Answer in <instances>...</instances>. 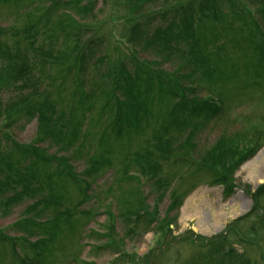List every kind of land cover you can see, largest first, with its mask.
I'll return each instance as SVG.
<instances>
[{"label":"trees","instance_id":"trees-1","mask_svg":"<svg viewBox=\"0 0 264 264\" xmlns=\"http://www.w3.org/2000/svg\"><path fill=\"white\" fill-rule=\"evenodd\" d=\"M47 1L50 2L43 19L50 26L46 31H34L28 25L18 32L15 30L13 35L18 39L9 43L1 41L6 27L0 28V216L5 217L14 207L28 203L21 212L22 218L11 225L18 236H10L6 228H0V253H5V247L13 264H37L32 259H40V264H57L61 263L60 257L62 260L69 258L72 263L81 262L77 249L72 253H60V249H56L58 237L78 221L79 231V226L94 216V206L87 207V203L94 202L96 191L91 198L85 194L84 178L94 179L92 174L113 169L116 161L122 168L117 170L119 181L127 182V189L120 190V197L115 199L118 214L115 217L104 211L105 232L90 229L86 237L94 245L85 243V246L90 247L88 253L92 250L95 254L115 256L118 263L111 264H150L149 261L155 264L156 255L163 253H159L160 249L163 251L164 247L177 244L173 243V237L170 238L173 242L166 239L176 227V214L173 217L170 214L177 210L185 196L173 186L175 179L178 182L184 179V175H178L179 171L190 176L204 174L205 184L221 187L225 200L237 187L234 173L261 147L259 141L252 144L235 133L221 135L209 150L199 153L198 159L191 158L188 150L194 148L192 134L220 116V108L210 99L197 98L191 84L186 89L191 93L187 97L181 83L199 76L200 80L192 84L201 82L204 86L218 77L219 64L214 65V58L208 59V42L202 37H206L210 24L219 23L225 25L220 27L223 33L235 30V34L243 36L244 45L248 43V49L253 52L255 63L251 67L260 70L264 80V33L254 17L256 14L264 23V0H102V4H110L109 19L126 26L119 34V43L105 45L96 29L88 32L91 28L81 25L68 10L89 14L96 0ZM82 1L86 3L80 6ZM24 2L0 0V5L20 10L27 5ZM251 6H254L253 16ZM33 9L37 10V6ZM25 15L30 14L25 12ZM52 16L55 21H51ZM40 33L49 39L48 48L36 41L28 42L32 66L41 67L37 69L40 78L34 79L30 76L32 70L26 51L12 47L23 44L19 38L34 40ZM84 34H88V38L82 42ZM216 38L212 33V44ZM109 47L113 56L117 54L116 61L110 64L106 53L98 56L102 48ZM147 51L159 57V61L148 56ZM139 55L147 58H139ZM161 62H177L176 68L167 72L159 67ZM52 65L61 73L62 83L55 88L58 95L64 93L67 81L71 87L59 112L56 101L52 100L53 90L43 88L41 83L47 79L46 70ZM183 67L188 68L184 73ZM252 72L258 75L256 69ZM163 98L172 102L161 120L163 136L153 139L151 144H148L151 139H138L140 143L145 142L143 149L123 152L119 154L120 159L115 152L112 156L114 141L144 134L156 117L152 108ZM96 99L101 100L102 113L108 123L103 125L102 122L103 128L98 135L100 152L88 156V168L77 174L70 162L79 156L86 144L87 127ZM33 120L35 136L30 143L21 144L11 137L9 132L13 127ZM184 129H189L190 138L185 137L174 146L175 139L167 137L170 132ZM49 149L54 152L50 153ZM173 149H181L182 153L176 154ZM161 163L167 165L164 167ZM131 165L135 172H129ZM169 166L174 167V173L167 177L165 172ZM139 177L142 184L146 183L145 189ZM68 184L79 195L71 208L62 206L64 197L60 192ZM113 191L109 187L105 193L113 195ZM246 194L252 200L247 214L211 238L188 231L181 243L189 246L191 254L185 257L174 253L166 264H264V246H261L264 244V184ZM153 195L154 202L150 204L149 197ZM167 196H170V203L161 216L157 204ZM117 221L122 225L119 230ZM246 223L249 227L240 228ZM149 232L159 238V243L147 255L139 258L122 250L126 238L131 240ZM33 238L37 240L31 242ZM234 240L242 242L244 249L256 251L257 257L252 261L245 259L242 252L229 245V241Z\"/></svg>","mask_w":264,"mask_h":264},{"label":"rangeland","instance_id":"rangeland-1","mask_svg":"<svg viewBox=\"0 0 264 264\" xmlns=\"http://www.w3.org/2000/svg\"><path fill=\"white\" fill-rule=\"evenodd\" d=\"M24 1V4L27 5L20 10L14 9L13 7L7 6L6 4H1L3 6L0 5V28L6 27V29L3 31V34L1 35V41H8L9 43H13L15 39H18L17 36L13 35V32L15 30L18 32L28 25L32 26L34 31L42 32L46 31L49 28L50 25L47 24L43 18L46 17L45 10L47 6H49L48 3L50 1ZM85 3L86 1H82L80 3V6H83ZM33 6H37V10H34ZM250 9H253V16L255 12L254 6H251ZM68 10L71 13L70 16L75 20H78L81 25H83L85 28H91L88 32H91L92 29H96L97 35L99 33V36L102 37L104 45L107 44V42L113 44L114 41V43H119L121 41L118 39V37L119 34L122 33L124 29H126V26L122 23L120 24L119 22H114V20L111 21L109 19V16L111 14V7L109 2L104 5L102 4V0H96L93 3L91 12L86 15L79 14L74 9V11H71L70 8ZM25 12H29L30 15L26 16ZM254 17L259 23L258 26L260 27L261 32L264 33V23L260 18H258L256 14L254 15ZM38 21L40 22L38 23ZM51 21H55V18L53 16L51 17ZM222 26L225 25L221 23L210 24L206 30V37H202V40L208 42L206 49L208 59L214 58L212 60L214 61V65H216L217 63L219 64V70L217 73L218 77L216 76L213 81H211L210 83H206L204 86L201 84V82L192 84L195 80H200L199 76L191 78L190 81H184L181 83V86L185 89L184 94L187 97L190 96L191 93L186 89H189V85L191 84L190 86L193 87L194 93L196 94L197 98L207 99V96H212L216 98L221 103V107H223L222 112L219 114L220 116H218L215 120L209 122L207 125L199 127L198 130H196L194 134H192V143L194 144V148L189 149L188 153L191 158L198 159L199 153H203L204 151L209 150V148L218 141L221 135L230 136L234 133L237 134L238 137L245 138L252 144H254L253 142H255L256 140L259 141L261 147L254 158L244 164L238 170V172H236V174L234 175V181L237 186V190L234 192L233 196L225 200L222 199L220 187H209V185L205 184L204 174L190 176L187 175V173H182L181 171H179L178 175H184V179L179 182L177 181V179H175L173 186L176 187L178 192H183L185 194V205L180 208V211L177 212V208L176 211L170 214V217H173L174 213L176 214L175 216H177L175 220L176 227H174V229L171 228L172 233L170 234V236H168V239H166V241H172L170 238L173 237L175 239L174 242H172L177 244L174 246L171 245L168 248L164 247L165 249L163 251H161L160 249L159 253H163L156 255L158 257L155 264H166V261L172 260V257H174V253L175 255L179 253L180 256L188 257L189 254H191V250L187 244L181 243V241L184 242L183 237L188 231L203 236H211L213 234L219 233L224 229V225L227 221H230L231 219H234L249 210L251 200L249 197H247L248 195L246 194V191H255L258 185L264 183L263 76L260 70L251 67V64L255 63V60H253V52L252 49H248V43V45H244V41L242 39L243 36H240V34H235V30L223 33L220 30V27ZM212 33H214L218 37L213 44L211 42ZM231 35H233L234 37H231ZM220 36L224 37L219 39ZM82 37V42H85V40L88 38V34H84ZM19 39L23 44H19L17 46L14 45L12 48L14 49L18 47L20 50L26 51L25 55L32 70L30 76L34 79H39L40 77L37 69H40L41 67L39 65L37 66V68L32 66V53L30 47L28 46V42L36 41L37 44H43L45 45V48H48L47 44L49 42V39L45 38L42 33H40L38 36L36 35L34 40H23L22 38ZM57 48L58 47H56V49ZM127 51L125 53H127ZM104 53L107 54L108 64L116 61L117 54L114 53V56L112 55L111 47H109L107 50H104L102 48L98 56H102ZM146 54L152 57V59H157V61H159V57L151 55L149 51H147ZM138 57L142 59L144 57L147 58L145 55L144 57H142L141 55H139ZM255 57L257 56L255 55ZM176 64L177 62H161L159 67L167 72H172L173 70H175ZM232 67H234V70H231ZM254 69L257 70L258 75H255L252 72ZM187 70V67L181 68L182 73L186 72ZM46 74L47 79H43L41 81V83L43 84L42 87L49 89V91L51 90V92L53 90L52 100L56 101V109L59 112L65 105V99H67L71 87L69 86V83L67 81L64 93L62 92L59 96L55 88L58 87V83H62L60 82L61 73L56 68H54V65H52L46 70ZM85 78H88V74L85 76ZM54 82L55 84H52ZM43 88H41V90H47ZM171 103V100L168 98L159 99V102L152 108L153 113H155L156 116L155 120L144 131V134L142 136H140L139 134L132 136L129 140L123 139L120 141H114V149L111 150L112 156L115 152L116 157L120 159L119 154L123 152H126L128 150L131 151L133 149L135 151H137L138 149H143L142 146L145 145V142L141 141L140 143L141 139H151L148 142V144H151L153 139L155 141L157 140L158 136H163V131L160 130L161 120H163V118L165 117L166 110L168 107H170ZM102 122L103 125L108 123L102 113L101 100L96 99L90 115V123L92 125L90 126L89 123L87 127L88 137L86 140V144L81 149L79 156L75 157L74 161L72 160L70 162L75 173H84V170L88 168V156L100 152L97 144L98 135L101 133L103 128ZM35 128L36 123L34 120L29 123H25L24 121H22V124L13 127L9 133L11 137L18 143L28 144L35 136ZM155 132L157 133L156 136L154 135ZM185 137L190 138L189 129L170 132L167 138L175 139L174 146L177 147ZM54 149H49V152H54ZM173 150L176 154L180 152L182 153L181 149ZM86 151H88V154L86 153ZM76 153H72V155ZM63 154L67 156L66 153L63 152ZM112 156L110 155L109 157ZM118 164H120V162L117 163L115 161L114 166H112L113 169L109 168L102 170L101 173L97 175L95 173L92 174L94 175V179L89 176L93 183L88 196H90L91 198L94 194V191H96L97 198L94 199V202H88L87 207L94 206V216L88 218L86 222L79 226V231L78 221L72 224L69 230L63 231L61 237H58V244L56 249L59 248L60 253H72L77 249L79 251V259H81L79 261L81 262L72 263L69 262V258L67 260H62V258L60 257L59 261H61V263L57 264H83L82 261H84L85 263L93 262L94 264H111L112 262L118 263V261L115 260V256H112L108 253L95 254L92 250L90 251V253H88L90 247L85 246V243L90 246L94 245V243L89 241L86 237L90 229H93L100 233L105 232V229L103 227V224L106 223L104 211L112 213L115 217L118 214V211L116 210L118 208V203L116 204V201L113 200H118L122 192L120 190L127 189V182L119 181V174L117 170H120L122 168ZM161 164L164 167L165 165H167V163ZM130 167L131 168L129 172H135V167L132 165ZM166 169L168 170L165 172L168 173L167 177L169 176V174L174 173L173 166H169V168ZM138 181H140V185H143L144 189L147 187V185L141 184V182H143L141 178L138 179ZM119 186L121 188H119ZM109 187L114 190L113 195L110 193H105L106 189ZM60 192L64 197L62 206L64 205L71 208L79 198V195L72 189L70 184L65 186L63 190H60ZM108 197H110L111 199H107ZM90 198L88 200H90ZM153 198L154 195L153 197H149L150 204H153ZM169 203L170 196H167L166 198L164 197V200H162L161 203L157 204V207L160 210L159 215H163V211H165ZM27 204V202H23L21 205L14 207L11 211H9L10 213L7 216H0V228H6V231H8V234H10V236L19 235L18 232H14V230L11 229V225L13 222L19 221V219L22 218L23 214H21V212ZM150 206L151 205H148V207ZM59 209L62 208L60 207ZM80 210H84V208H81ZM116 225L117 230L122 227L119 221H117ZM247 226L249 227V223H246V226H240V228L243 227V229H246ZM80 237L82 238V240L78 239ZM35 239L36 238H33L31 242H34ZM158 243L159 238L149 232L144 236H137L131 240H128L126 238L122 250L129 255L136 254V256L140 258L144 255H147V253H149V251H151L152 249H155ZM229 245L234 247V249L238 251L242 244L234 240L229 241ZM3 250L5 251V253H0V264H13L10 261L9 255H7L8 250L5 247H3ZM240 251L245 253L250 258V260L257 257V253L253 249H244L242 246V248H240ZM178 258L179 257L175 256V260H178ZM29 259H32V255H29ZM32 260L35 263L40 264V259ZM149 262L150 264H153L152 261Z\"/></svg>","mask_w":264,"mask_h":264}]
</instances>
